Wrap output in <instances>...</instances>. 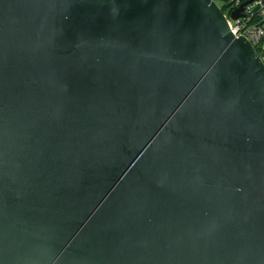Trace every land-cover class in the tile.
<instances>
[{
    "label": "water",
    "instance_id": "obj_1",
    "mask_svg": "<svg viewBox=\"0 0 264 264\" xmlns=\"http://www.w3.org/2000/svg\"><path fill=\"white\" fill-rule=\"evenodd\" d=\"M0 264H264V61L214 0H0Z\"/></svg>",
    "mask_w": 264,
    "mask_h": 264
},
{
    "label": "built area",
    "instance_id": "obj_2",
    "mask_svg": "<svg viewBox=\"0 0 264 264\" xmlns=\"http://www.w3.org/2000/svg\"><path fill=\"white\" fill-rule=\"evenodd\" d=\"M221 8L231 32L236 36L246 37L258 49L257 53L264 61V25L257 19L264 20V0H214ZM247 2L240 15L233 19L231 13ZM257 18V19H256Z\"/></svg>",
    "mask_w": 264,
    "mask_h": 264
},
{
    "label": "trees",
    "instance_id": "obj_3",
    "mask_svg": "<svg viewBox=\"0 0 264 264\" xmlns=\"http://www.w3.org/2000/svg\"><path fill=\"white\" fill-rule=\"evenodd\" d=\"M256 19H257V18H256ZM257 21H258V23H262V25H264V20L261 21L260 19H257ZM257 51H258V49H257Z\"/></svg>",
    "mask_w": 264,
    "mask_h": 264
}]
</instances>
